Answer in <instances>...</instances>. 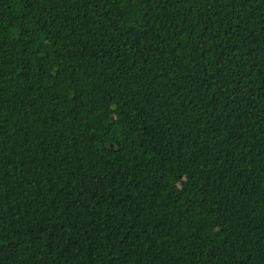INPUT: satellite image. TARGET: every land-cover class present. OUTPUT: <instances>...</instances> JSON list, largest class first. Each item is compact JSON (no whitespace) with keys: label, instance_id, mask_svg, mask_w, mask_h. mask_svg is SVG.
<instances>
[{"label":"trees","instance_id":"trees-1","mask_svg":"<svg viewBox=\"0 0 264 264\" xmlns=\"http://www.w3.org/2000/svg\"><path fill=\"white\" fill-rule=\"evenodd\" d=\"M0 264H264V0H0Z\"/></svg>","mask_w":264,"mask_h":264}]
</instances>
